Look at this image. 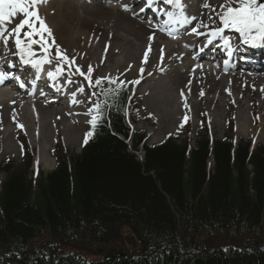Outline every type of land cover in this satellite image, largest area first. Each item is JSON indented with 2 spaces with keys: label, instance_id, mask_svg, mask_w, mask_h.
Returning <instances> with one entry per match:
<instances>
[{
  "label": "trees",
  "instance_id": "1",
  "mask_svg": "<svg viewBox=\"0 0 264 264\" xmlns=\"http://www.w3.org/2000/svg\"><path fill=\"white\" fill-rule=\"evenodd\" d=\"M118 84L96 86L102 119L78 153L59 148L38 178L29 154L21 168L0 162V264H264V144L206 133L150 144L132 130L129 145L137 112ZM91 244L95 259L81 251Z\"/></svg>",
  "mask_w": 264,
  "mask_h": 264
},
{
  "label": "bare ground",
  "instance_id": "2",
  "mask_svg": "<svg viewBox=\"0 0 264 264\" xmlns=\"http://www.w3.org/2000/svg\"><path fill=\"white\" fill-rule=\"evenodd\" d=\"M220 1L229 3V0H208V3L215 9L213 12L202 7L205 0H191L196 17L193 26L203 20H208L210 27L219 24L218 14L222 13L220 11L222 8H219ZM66 2L69 1L56 0V8L52 10V14L54 12L57 14L49 16V20L45 22L51 29L53 37L57 36V39L70 52L73 51L80 61H84L85 54L82 51L93 52V55L97 56L100 50L98 56L102 54L105 56L102 66L106 67L108 62H113L114 68L126 69L128 74L134 75L139 80L138 87L148 82L143 92L149 106L158 112L157 116L161 124L166 121L167 126L175 112L191 110L199 105L208 111L207 115L212 122L219 115V108L224 106L225 100L230 97L236 111L248 110L249 112L254 107L257 108L256 116L245 118L242 113L237 114L236 112V118L238 129L245 130L249 127L251 132H258V128L254 127V122L258 121L260 124L264 122V71L248 73L236 67L235 64L224 68L223 72L206 71L203 64H198L195 69H192L190 63H199L198 59L202 57V54L196 51L199 56L196 57L192 56V52L190 53L188 50H181L178 41L174 43L165 41L162 31L158 28L153 29V25L148 22L141 21L140 15L133 17L132 13L125 11L124 5L131 8L134 4L133 0L111 6H105L102 3L92 5L77 3L67 7L65 6ZM183 3L187 6L185 0ZM52 4L53 1L47 12L52 8ZM234 4L236 5L238 2H234ZM231 6L234 7V5ZM211 14H216L217 17L211 16ZM210 16L215 23L209 20ZM143 30L146 32L145 37ZM149 36L152 39H149ZM192 41V39L188 41L190 45L193 44ZM34 50L36 49L34 48ZM40 52L43 55L41 50ZM146 52L148 53L147 62L144 61ZM249 52H259V48L251 47ZM98 59L99 57L96 62ZM89 63L94 66L91 61ZM141 68L144 69L143 73L140 71ZM163 73L167 77L172 76L168 77V83H158V81L157 85L152 83L153 80H158L159 75ZM67 86L72 95L75 93L74 100L76 102H72V99L68 100L70 103L72 102L69 106L71 115L58 102L60 99L54 104L55 108L51 112L44 110L35 101L33 111L37 118L33 121L34 130L32 132V120L30 121V115L26 112L28 109L23 106L27 94L17 99L0 87V127L17 120V122H21L27 132V138L37 146L41 142L38 156L46 166H51L53 162V158L48 152L47 143L57 138L56 134L50 133L48 124L54 125L60 121L61 136L66 142L79 144L82 139L86 123L85 113L88 108L76 88V82L71 85L67 84ZM167 89H171V92L169 90L166 92ZM158 90H160L158 99L161 100V105L155 98ZM193 97L196 100H193ZM13 101L14 103L11 104ZM170 106H178V109L175 108V111L174 109L172 111ZM215 110L217 111L215 112ZM64 116H70L69 123L63 122ZM158 129L160 130V126L156 127V130ZM5 131L7 130L3 129L0 134H5ZM5 137V140L0 138V150L11 149L12 142H15L14 138L13 140L8 139L9 134Z\"/></svg>",
  "mask_w": 264,
  "mask_h": 264
},
{
  "label": "rangeland",
  "instance_id": "3",
  "mask_svg": "<svg viewBox=\"0 0 264 264\" xmlns=\"http://www.w3.org/2000/svg\"><path fill=\"white\" fill-rule=\"evenodd\" d=\"M221 2V1H220ZM224 3L223 6H228L229 3L228 2H221L219 5V8L221 7V4ZM231 5H234V7H237L238 4H234L232 3ZM45 9L42 10H38V14L40 16L41 19L44 20L45 22V18L47 17V19L49 20V16H52L53 14H57V13H53V14H48L47 13L45 15H43ZM223 9H221L220 11H222ZM219 11V12H220ZM22 15V14H21ZM214 17H217V15H212ZM45 17V18H44ZM94 25V24H93ZM16 26V24H15ZM90 26H92V24H90ZM36 27L39 28V22L36 23ZM68 30H70L67 27ZM24 30V29H23ZM23 30L21 32V36H23ZM26 30L29 31V29L26 27ZM146 32L143 30V35ZM45 36L47 37V34L45 33ZM68 36V34H67ZM147 36V35H146ZM145 37V35H144ZM37 38L39 39V37L37 36ZM52 39L55 40V45H58L61 49V51L66 54L70 60H74L75 63L72 65L71 67V72L72 75L70 77L71 79V84L76 82L77 86L76 88H78L79 86H83L84 87V92H83V97L84 99L87 97L88 99L86 100V105L88 108V111L85 113V127H84V131L87 128V125L89 123V121L91 120V115H88L87 113L89 112V109L93 108L94 106V99H96V96L92 95V90L93 87L89 86V81L85 79L84 76L79 75L78 73H76V68L79 67L81 71H83L85 74H87L88 72V68L89 66H91V68L93 69L92 73H91V81L93 83V81L95 79L98 78H105V77H111V78H118V82H124L127 83L129 82L132 86L131 89V93H135V95L133 96V101H131V108L136 110L137 112V118L136 121L133 122L132 121V117L129 115L128 117V121L129 119L131 121H129V125L131 126V128L135 131H144L145 132V138L147 140L148 143L153 144V143H158L160 142V140L162 138H164L166 135H173L175 137H177L179 140H186L189 143H192L193 139L196 137V135H198L199 133L203 134L206 133V135H208L211 138H217V139H221V138H225V137H233L235 140L238 141H247L251 144V146H255L258 144H264V122L262 124H260L258 121L254 122V127L258 128V132H251L249 130V127H247V129L245 128V130H241L238 129L237 126V118H236V112L237 114L242 113L243 116L245 118H250L253 116H256L257 114V108L254 107L251 111L248 112V110H244V111H236L237 109L235 108V105L233 103V101H231L230 97H227V99L225 100V105L222 106L221 108H219V115L216 116V119L213 120L212 122L210 121V118L207 115V110H205L201 105H199V107H196L194 109L191 110H184L182 111H178L175 112L172 120L169 124H167L166 126V121L163 122L162 124L159 122V117L157 116L158 112L154 109L151 108L148 104L147 99L145 98V94L143 92V89L148 85V82L145 84H141L139 85V87L137 86V83H134V81H137L136 77L134 75H130L127 73L126 69H122L120 68H114L113 62H108L107 66L104 67L102 66V62L105 60V56L102 54L100 56V50L98 52L97 56L93 55V52H89L87 53L86 51H82L84 52L85 56H84V61H80L79 58L77 57V55L73 54V51H69L61 41H59L56 37H52L48 38L49 43H51ZM112 42V41H110ZM51 53L52 56H55V46L52 47L51 49ZM97 57H99L98 61L96 62ZM90 59V60H89ZM87 60V62H85ZM92 62L94 64V66H92L89 62ZM52 63L56 64L58 63L57 60L53 59ZM64 73H63V78L67 77L69 79V66L68 64H64ZM164 74L159 75L158 80H153L152 83H154L155 85H157V81L158 83H168L169 79L168 77H172V76H164L162 77ZM66 79V78H65ZM173 79V78H172ZM171 79V81L173 82V80ZM70 84V85H71ZM169 89L165 90L166 92ZM136 91V92H135ZM171 92V89L169 90ZM165 93V92H164ZM160 94V90H158V92L155 94V98L156 100L158 99ZM153 97H154V92H153ZM28 99H25L26 103H23V106H25L26 108H28L29 106V102L27 101ZM193 100H196V98L193 97ZM158 104H162L161 100L158 99ZM251 102H255V101H251ZM38 105L42 106V108L44 110H46L47 112H51L55 107L54 105H47L44 104L43 102H39L37 103ZM168 105V104H167ZM171 105V104H170ZM170 108H172V111L175 108L178 109V106H170ZM29 109L28 112L29 113ZM217 110H215L216 112ZM49 114V113H47ZM94 114V113H93ZM30 115V121L32 120V126H34L33 121L37 118V115L35 114L33 116L32 112L29 113ZM264 116V115H263ZM46 119V118H45ZM70 118L64 116L63 117V122L64 123H69ZM19 123H11L10 125H8V129L5 132V134H0V138H2V140L6 139V135L9 134L8 139H12L14 138L15 142H12V146L11 149H3L0 150V162H2L5 158H10L12 159V161L15 163V165L19 168L22 167V165L24 164V160L23 157L26 155V150H29V153L32 154L33 156V165L31 167V171L33 173L34 178H38L39 176V171L40 172H48L50 170H52L55 166V156L56 153H58V149L62 148L64 150H66L67 152H72V153H77L79 151L80 148V144L81 142L78 143H69L66 142L62 136H61V132H60V121H57L56 124L54 125H50L48 124V129L50 130V133H54L57 135V138L55 140H51L48 141V152L50 153V155L53 158V162L51 164V166H46L41 158L38 156L39 154V147L42 145L41 142L40 145L37 146V144H34L32 141H30L26 136H27V132H26V136L17 128ZM160 126V130H156V127ZM162 126V127H161ZM248 126V125H247ZM34 128V127H33ZM140 153V152H139ZM38 159V160H36ZM35 160L37 161L35 163ZM211 161H208V165L210 166ZM0 178H2V175L0 173ZM32 176V174H31ZM120 238L119 242H122L124 240V249L127 248V250H129L133 244V236L130 233V231L127 228H120ZM115 244V242H111L106 244L104 247L105 248H112L113 245ZM103 243H99L96 245L97 246H102ZM89 246V251L87 249V247ZM94 244L91 245H84L83 250H81L83 253L84 251H88V258L89 259H95L96 258V254H94V252L96 250H93L94 248H96ZM101 249H104L103 247H101ZM98 257V256H97Z\"/></svg>",
  "mask_w": 264,
  "mask_h": 264
},
{
  "label": "snow or ice",
  "instance_id": "4",
  "mask_svg": "<svg viewBox=\"0 0 264 264\" xmlns=\"http://www.w3.org/2000/svg\"><path fill=\"white\" fill-rule=\"evenodd\" d=\"M44 2V0H0V43L3 44L5 51L9 49V41H12L13 47L16 49V55L19 57L20 63L25 66H30L36 73V79H39L40 73L44 71L45 64H51L53 59L57 60L55 71H48L47 76L50 80L56 81L58 77L64 73V64L69 66V80L71 83V67L75 63L74 60H70L69 57L64 54L58 45H55V40L52 39L49 43L48 38L52 37V31L43 19L40 18L37 10V5ZM147 5L151 7L157 2V0H146ZM167 5H170L173 10L166 11L164 14L167 19L159 25L160 31H165L169 35H174L176 29L173 26L184 27L187 25H192L196 17L189 16L185 11V4L183 0H163ZM238 2V7H232L231 4ZM204 8H208L210 11H215L214 8L205 0L202 5ZM222 13L218 14L219 24L214 28H210L209 24L200 21L191 28L190 34H195L197 36L205 35L207 38V43L212 44L214 40L219 38L223 42V47L227 50V54L232 56L234 50H236L229 37L225 35V30H234L239 34V38L242 44L248 45L249 47H264V3L259 2V0H229L228 6H221ZM124 10L128 11L127 5H124ZM22 14V19L16 24L15 27L9 29L8 25L13 22V18ZM212 23V17H209ZM39 22V28L36 27V23ZM222 25V26H221ZM27 27L29 31L23 32V38L21 37V32ZM210 29L208 32H201L199 29ZM47 34V37L45 36ZM39 37V39H34L33 37ZM149 39H152L150 37ZM39 45L43 55L37 57L36 51L34 50V45ZM55 46V56H52L51 49ZM238 47V46H237ZM150 51V47H149ZM148 53H145L144 61L147 62ZM225 61V65H227ZM9 68L15 67L13 64L8 65ZM93 69L91 66L88 68L87 74L80 70L79 67L76 68V73L84 76L86 80L89 81V86H101L105 79H107L109 84H117L118 78H98L95 84H92L91 73ZM143 73L144 69H140ZM14 79L19 83L20 87H24L23 81L20 77L11 71H5L3 64L0 63V85H3L6 80ZM34 83V81H33ZM134 83H139V80L134 81ZM123 85V82H119L118 88ZM78 91L80 93L84 92V87L81 86ZM118 89H107L103 90L105 96L115 95ZM96 96V93H92ZM201 95L203 93L201 92ZM75 96V93L73 94ZM73 102H76L75 100ZM14 103V101H13ZM105 107L104 103L97 100L93 108L89 109L88 115H91L90 123L93 128L96 127L97 122L102 119V110ZM95 113V114H93ZM23 127L22 125H19ZM92 133H88L91 135ZM87 143V139L85 140Z\"/></svg>",
  "mask_w": 264,
  "mask_h": 264
},
{
  "label": "water",
  "instance_id": "5",
  "mask_svg": "<svg viewBox=\"0 0 264 264\" xmlns=\"http://www.w3.org/2000/svg\"><path fill=\"white\" fill-rule=\"evenodd\" d=\"M110 252H107L105 255H104V258H108L110 256ZM119 254H121V252H119Z\"/></svg>",
  "mask_w": 264,
  "mask_h": 264
}]
</instances>
